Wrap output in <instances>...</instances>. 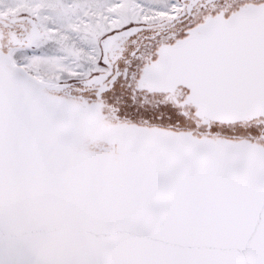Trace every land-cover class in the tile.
<instances>
[{"label":"snow or ice","instance_id":"snow-or-ice-1","mask_svg":"<svg viewBox=\"0 0 264 264\" xmlns=\"http://www.w3.org/2000/svg\"><path fill=\"white\" fill-rule=\"evenodd\" d=\"M0 264H264V0H0Z\"/></svg>","mask_w":264,"mask_h":264}]
</instances>
